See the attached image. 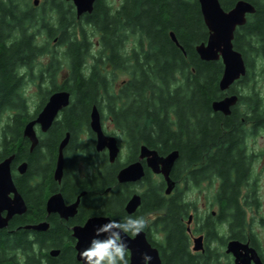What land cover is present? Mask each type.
Listing matches in <instances>:
<instances>
[{
    "label": "trees",
    "instance_id": "16d2710c",
    "mask_svg": "<svg viewBox=\"0 0 264 264\" xmlns=\"http://www.w3.org/2000/svg\"><path fill=\"white\" fill-rule=\"evenodd\" d=\"M27 1L0 0V113L14 112L0 131L4 136L0 160L15 153L17 160L27 158L30 165L40 155L38 149L29 155L21 132L24 124L41 109L44 99L34 113L29 114L14 72L31 52L35 57L45 52L44 44L37 42L38 34L44 30L50 37L62 32L64 89L71 95V103L63 116V128L57 138H52V147L63 139L64 134L60 132L65 130L69 134L65 148L69 158L76 148H82L83 152L90 149V143L84 145L77 140L79 131L87 129L93 105L102 120L103 115L110 116L117 130L110 134L118 135L131 159L144 145L161 156L175 149L185 165L200 149L221 146V130L209 116L211 102L222 96L218 81L223 66L220 60L201 61L195 52V46L208 37L197 0H121V7L115 9L106 4L107 1L96 0L82 26L76 21L72 7L63 0H43L36 8ZM218 1L222 9L228 11L237 0ZM246 1L254 6L255 12L247 17L245 25L236 29L233 47L251 70L255 58H264V0ZM27 26L35 30L33 35L26 36ZM170 32L182 50L172 42ZM129 39L135 40L137 45L128 49ZM97 41L100 48H95ZM90 58L94 59L91 66L87 64ZM118 72L126 78L116 88ZM250 97L257 98L256 94ZM191 121L195 124L194 131ZM219 157L228 166L235 164L230 148L217 150L216 158ZM103 162L106 163V159ZM144 182L146 188L141 194V204L133 216L166 208L160 222L161 264H190L182 230L171 217V203L161 196L162 184ZM18 188L26 200L27 210L14 217L7 229L0 230V264L34 263L32 243L22 227L45 219L39 192L30 190L26 181ZM108 188L110 196L107 199L97 196V203L111 219H122L127 215L123 207L133 193L131 185L118 184L109 178L82 183V189L87 190L86 198L92 191L103 193ZM76 191L73 187L72 193ZM56 231L39 233L40 238H45L40 243L41 248L48 246L44 242L49 237L50 245L56 244Z\"/></svg>",
    "mask_w": 264,
    "mask_h": 264
},
{
    "label": "flooded vegetation",
    "instance_id": "af4514ba",
    "mask_svg": "<svg viewBox=\"0 0 264 264\" xmlns=\"http://www.w3.org/2000/svg\"><path fill=\"white\" fill-rule=\"evenodd\" d=\"M63 1L72 7L76 21L82 26L86 21V16L91 13L77 17L72 2ZM117 1L119 4L115 6L112 1L104 0L112 9L121 7V0ZM32 5L35 8L40 7L42 2H38L36 6L32 2ZM25 28L26 36L33 35L35 30L32 27ZM86 29L89 32L90 26L87 25ZM40 34H44L43 37L46 39V44L39 42L44 44L45 52L36 57L31 52L26 62L23 61L16 67L14 73L19 79L20 92L24 86L30 83L36 84L37 89L42 86L46 87V91L42 93L43 107L52 94L65 91L66 68L61 59L65 50L64 45L61 44L62 32H56L51 37L47 30L41 31ZM46 45H50L52 49H48ZM95 45V48H100L99 41L95 42ZM41 57L44 58L43 63L39 62ZM87 61H90L89 66H91L94 59L90 58ZM245 68V75L235 81L228 90L223 91L222 96L217 99L220 100L231 95L237 96L236 103L230 107V114L214 112L210 104L211 114L209 117L215 119V125H218L222 134V138L219 140L221 146H216V148L219 151L230 148L235 164L228 166L221 157L217 159V150L214 147L200 149L198 155L189 157L184 165L180 161V153L174 149L172 151H176L178 155L169 174L170 181L173 183L169 194L165 193L166 184L162 175L149 169L145 159L139 160V151L136 157L131 159L130 152L125 146L126 157L123 161H119V151L113 163L108 161L106 150L96 151V138L89 128V118L86 124L87 129L79 131L81 134L77 142L84 145L90 143L92 146L84 152L82 148H76L71 158L68 157L67 151L64 149L61 177L55 178L58 145L61 139L52 147V138H57L60 129L63 128V116L71 101L68 106L57 113L45 132L41 131L39 125H35L37 145L32 150H30L29 140L24 138L21 132V137L28 146L29 155L37 149L40 155L36 162L31 159L32 162L29 165L27 158L17 160L13 153L14 158L10 164L12 181L24 201L26 210L27 203L18 185L22 186L26 181V186L30 190L36 189L39 192L45 219L30 225L42 222L48 225L45 231L25 230L24 226L22 227L24 231L28 232V240L32 243L34 251V263L32 264H77L76 239L73 237V228L83 226L90 218L100 216L110 218L99 206L96 197L107 199L111 189L108 188L103 193L92 191V194L86 198L87 190L82 189V183L106 181V178L117 181L120 169L137 161H140L142 165L144 176L137 182L123 183L133 187V193L129 198L133 194H139L141 197L146 188L144 181L162 184L161 196L171 203V217L175 220V226L182 230L190 264H264V103L262 97L252 87L249 92L247 90L255 73L254 66L250 70L245 63ZM252 94H256V101L251 99L253 98L250 97ZM20 95L25 103L22 92ZM38 112L28 121L36 118ZM108 118L111 119L110 116ZM101 122H103L102 119ZM191 125V130L194 131V121H191ZM60 133L65 136L68 132L62 130ZM3 140V133L0 132L1 151ZM120 148L121 143L119 142ZM4 159H1L0 162ZM104 159H106V163L103 162ZM22 164H25V170L20 173L19 166ZM227 166L225 171L224 168ZM24 177H26L25 180H23ZM73 187H76V193H72ZM54 195L61 196L64 206H71L78 201L75 211L67 216L65 214L63 217L57 212L48 213L46 203ZM5 215L6 212H3L2 216ZM165 215L166 208L164 207L142 214L147 221L144 230L146 239L152 247L157 249L160 261L163 248V232L160 222ZM16 216L20 215L13 216L10 221ZM8 224L0 230L7 229ZM49 230H57L55 234L58 235V241L55 240L56 244L50 245L52 240L49 237L44 242L48 246L41 248L40 243L45 238H40L39 233ZM53 250L57 251L55 256L50 255V251Z\"/></svg>",
    "mask_w": 264,
    "mask_h": 264
},
{
    "label": "water",
    "instance_id": "95a60500",
    "mask_svg": "<svg viewBox=\"0 0 264 264\" xmlns=\"http://www.w3.org/2000/svg\"><path fill=\"white\" fill-rule=\"evenodd\" d=\"M39 0H33L36 6ZM72 2L76 16L79 17L85 13H91L93 4L96 0H65ZM203 23L208 31V37L205 42H201L195 46V52L199 59L204 62H212L220 60L223 66L220 79L218 81V89L223 92L245 75V63L239 51L233 47L234 33L237 28L242 27L246 23L247 15L255 12L254 6L246 0H237L233 7L225 11L220 6L218 0H197ZM172 42L179 47L174 34L169 33ZM237 101V96H226L220 100L213 101L211 108L214 112H221L224 115L230 114V107ZM70 102V93L67 91L57 92L50 96L44 104L36 118L28 121L23 129L22 135L30 142V150L37 145L34 127L39 125L41 131L45 132L51 125L54 117ZM89 128L95 135V149L100 152L107 151L108 161L113 163L119 154V143L116 137L106 135L101 126L100 114L94 105L89 114ZM69 139L66 133L58 145V153L56 159L55 178H60L63 165V150L65 149ZM177 152L171 151L165 156H161L154 149H149L142 145L139 148V160L145 159L147 167L154 173L161 174L166 184L165 193L169 194L172 190L173 183L170 181L169 174L171 168L177 158ZM13 155L5 158L0 162V229L7 226L10 219L15 215L25 213L26 206L20 194L14 187L10 164ZM25 170V164L19 166L20 173ZM144 172L140 161L131 163L117 174V182L134 183L143 178ZM12 196V197H10ZM76 201L71 206H64L60 195L50 197L46 203L47 212H57L62 217L72 214L75 211ZM141 203L139 194H133L124 206L127 214H133ZM6 212L5 216L2 213ZM109 217L100 216L88 219L83 226L73 228V237L76 239L75 250L76 260H79L77 250H82L92 237L93 228L99 224L105 223ZM47 223L42 222L36 225H26L25 230L45 231ZM129 248L131 252V264H140V255L147 253L152 256L151 264H161L159 254L156 248L152 247L147 241L145 232L137 235L134 239L129 237ZM57 251H50L51 256H55Z\"/></svg>",
    "mask_w": 264,
    "mask_h": 264
},
{
    "label": "clouds",
    "instance_id": "9594fccd",
    "mask_svg": "<svg viewBox=\"0 0 264 264\" xmlns=\"http://www.w3.org/2000/svg\"><path fill=\"white\" fill-rule=\"evenodd\" d=\"M147 221L141 216L126 215L109 219L93 228L91 239L82 250H77V264H131L129 237L141 234ZM152 256L140 255V264H151Z\"/></svg>",
    "mask_w": 264,
    "mask_h": 264
},
{
    "label": "rangeland",
    "instance_id": "374dc122",
    "mask_svg": "<svg viewBox=\"0 0 264 264\" xmlns=\"http://www.w3.org/2000/svg\"><path fill=\"white\" fill-rule=\"evenodd\" d=\"M43 0H39V3H41ZM110 2L116 6L118 3L117 0H109ZM29 5H32L33 0H28L27 1ZM112 4V5H113ZM44 34H38V42L40 43H45L46 39L43 37ZM46 44V43H45ZM142 44L144 45L145 42L142 41ZM128 49L131 47H135L136 41L129 39L128 42L126 43ZM47 46V45H46ZM48 49H52L50 45L47 46ZM39 62L43 63L44 58H39ZM90 61H88V64ZM254 66V76L251 82V85L247 87V90L249 92L250 88L252 87L253 90L259 93V95L263 99L264 103V58H255L253 62ZM125 75L121 74L120 72L117 73L115 80V86L117 87L118 85L121 84L122 81L125 80ZM46 91V87L42 86L40 89H37L36 84L30 83L24 88L21 89L22 95L25 98V103L27 107V112L29 114H33L37 105L40 104L41 98H42V93ZM13 114V112L10 111H5L0 113V131L2 126L8 121V117H10ZM103 128L107 133H117V130L115 129L114 125L110 122L108 116L105 114L103 115ZM118 137V135H116ZM87 140V138H86ZM126 157V150H125V145L121 140V148H120V154H119V161H123V159Z\"/></svg>",
    "mask_w": 264,
    "mask_h": 264
}]
</instances>
